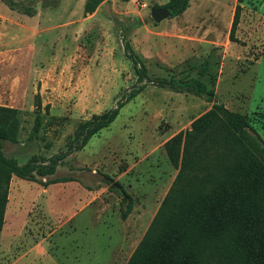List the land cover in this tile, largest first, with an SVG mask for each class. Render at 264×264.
Listing matches in <instances>:
<instances>
[{
  "label": "rangeland",
  "instance_id": "374dc122",
  "mask_svg": "<svg viewBox=\"0 0 264 264\" xmlns=\"http://www.w3.org/2000/svg\"><path fill=\"white\" fill-rule=\"evenodd\" d=\"M5 1L0 105L16 108L21 124L4 153L20 164L65 156L53 174L12 176L0 264H126L177 173L164 142L213 104L158 79L199 77L215 89V102L245 114L264 141V0L239 3L234 41L228 36L237 0H190L184 12L159 22L151 9L168 0H105L86 15L80 0ZM126 43L151 79L130 100L142 82ZM119 101L110 126L68 151L80 122ZM122 191L137 204L128 219L121 217Z\"/></svg>",
  "mask_w": 264,
  "mask_h": 264
},
{
  "label": "trees",
  "instance_id": "16d2710c",
  "mask_svg": "<svg viewBox=\"0 0 264 264\" xmlns=\"http://www.w3.org/2000/svg\"><path fill=\"white\" fill-rule=\"evenodd\" d=\"M103 1L85 0L84 14L95 12ZM189 1L168 0L156 6L167 8L169 16L174 17L186 10ZM241 1L237 0L233 12L230 41L235 40ZM6 3L16 9L13 2ZM125 49L130 50L128 55L142 82L126 97L130 100L145 88L143 81L151 79L129 43ZM157 84L192 92L213 104L189 128L164 142L177 173L126 264H264V141L250 127L245 114L215 102V89L208 88L199 77L162 78ZM123 105L124 101H119L80 122L67 144L68 151L81 150L94 135L110 126ZM20 124L16 108L0 105V230L12 176L34 180L36 175L53 174L65 156V152L60 153L46 164H37L33 159L20 164L14 156L6 155L3 143L17 141ZM113 184L120 185L117 180ZM122 192L126 207L121 217L125 219L131 212L132 199Z\"/></svg>",
  "mask_w": 264,
  "mask_h": 264
},
{
  "label": "crops",
  "instance_id": "0c3cea01",
  "mask_svg": "<svg viewBox=\"0 0 264 264\" xmlns=\"http://www.w3.org/2000/svg\"><path fill=\"white\" fill-rule=\"evenodd\" d=\"M84 1H85V0H80V1H79V5H80L81 7L83 6ZM64 4H65V5H72V4H73V0H64ZM69 9H70V8H68V10H69ZM3 151H4V150H3ZM14 157H15V156H14ZM15 158L17 159V157H15ZM128 170H131V167H129ZM128 170L124 171L123 173H124V174L127 173ZM118 179H119V178H118ZM54 185H57V184H51L50 186L53 187ZM57 186H60V185H57ZM61 186H62V189H64L65 187H67V186L64 187V185H61ZM51 187H50L49 190H51ZM44 190H47V188H45ZM122 201H123V199H122ZM89 202H90V198H89V196H88L87 201L84 202V204H83L82 207L87 206V205L89 204ZM135 211L137 212V204H134V205H133V207H132V209H131V212L128 214V216L126 217V219H128V218L130 217L129 215L133 214ZM75 213H76V212H73V213H72V216H73ZM43 240H44V239H43ZM38 244H40V242H39ZM36 245H37V244H36ZM34 248H35V246L32 247L30 250H33Z\"/></svg>",
  "mask_w": 264,
  "mask_h": 264
},
{
  "label": "water",
  "instance_id": "95a60500",
  "mask_svg": "<svg viewBox=\"0 0 264 264\" xmlns=\"http://www.w3.org/2000/svg\"><path fill=\"white\" fill-rule=\"evenodd\" d=\"M169 15L167 8L153 7L151 9V17L155 22H159L162 18Z\"/></svg>",
  "mask_w": 264,
  "mask_h": 264
}]
</instances>
